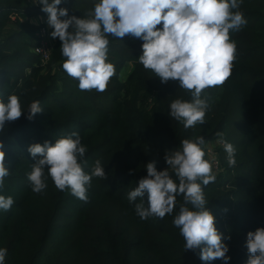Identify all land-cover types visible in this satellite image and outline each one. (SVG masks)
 <instances>
[{
  "label": "trees",
  "instance_id": "1",
  "mask_svg": "<svg viewBox=\"0 0 264 264\" xmlns=\"http://www.w3.org/2000/svg\"><path fill=\"white\" fill-rule=\"evenodd\" d=\"M26 1L0 0V93L5 101L18 95L25 110L0 133L10 172L0 195L14 199L9 211L0 210L5 264H225L202 261L199 249L185 252L172 223L182 195L163 219L141 220L135 212L141 198L128 200L147 176V163L155 160L163 171L166 153L177 150L183 139L203 136L210 145L218 143L217 132L235 147L236 164L229 166L223 146L218 147L216 180L202 185L206 207L229 248L227 264H246L247 233L264 227V0H243L239 11L247 24L230 33L237 45L232 74L224 85L202 93L210 103L206 123L189 129L170 117L169 106L178 98L191 102L190 92L176 81L161 83L144 69L138 62L142 40L109 36L108 62L115 65V75L104 92L81 91L62 68L59 38L53 39L46 62L34 53L41 27L31 20L47 13L34 0L32 5ZM97 2L62 0L58 8L79 18ZM37 100L44 111L29 121L27 109ZM72 132L87 148L85 172L99 159L107 176L93 177L87 203L67 189L59 191L50 177L43 193L36 194L27 179L35 163L28 147L54 144ZM143 200L147 207V193Z\"/></svg>",
  "mask_w": 264,
  "mask_h": 264
},
{
  "label": "clouds",
  "instance_id": "2",
  "mask_svg": "<svg viewBox=\"0 0 264 264\" xmlns=\"http://www.w3.org/2000/svg\"><path fill=\"white\" fill-rule=\"evenodd\" d=\"M34 2L47 13V24L53 29L50 35L61 41L60 51L65 58L62 68L78 81L81 91L104 92L115 75V65L108 62L109 36L122 39L131 35L142 40L138 62L144 69L153 72L161 83L178 82L179 88L191 94V102L178 98L169 106L170 117L181 122L185 129L206 123L210 103L208 97L201 98L202 93L224 85L230 78L237 52L230 33L247 24L239 11L243 0H99L79 18L69 16L67 8H58L62 0ZM161 24L162 28H158ZM27 111V119L31 121L44 110L37 100ZM24 112L18 95L11 94L5 101L0 93V133L5 131L6 122L16 121ZM216 136L227 153L228 165L235 166V147L224 139V133L217 132ZM3 146L0 140V189L10 175ZM28 152L35 163L27 179L36 194L43 193L50 177L59 191L67 189L87 203L93 177L107 179L99 159L90 173L85 172L87 148L78 132L61 136L54 144L34 143ZM164 159L168 168L158 171L155 160L147 163V176L128 194L130 202L138 197L142 200L135 204L136 215L141 220L152 216L163 219L173 213L176 197L182 195L183 203L172 223L185 241V252L199 249L202 261L222 259L227 264L229 248L216 227L214 215L206 207L209 201L203 191V187L216 180L213 170L214 165H219L216 154L199 136L183 139L179 148L167 152ZM145 193L147 207L143 200ZM13 204L11 196L0 195V210L7 212ZM245 246L246 264H264V227L249 231ZM6 255L7 249L0 248V264H5Z\"/></svg>",
  "mask_w": 264,
  "mask_h": 264
},
{
  "label": "built area",
  "instance_id": "3",
  "mask_svg": "<svg viewBox=\"0 0 264 264\" xmlns=\"http://www.w3.org/2000/svg\"><path fill=\"white\" fill-rule=\"evenodd\" d=\"M36 4V3H35ZM38 38V45L34 49V53L41 57V59L46 62L49 58V54L51 51L52 44L49 43L48 37H49V31H47L45 28H41L39 33L36 34ZM215 169H213L215 172H218V166H215Z\"/></svg>",
  "mask_w": 264,
  "mask_h": 264
},
{
  "label": "rangeland",
  "instance_id": "4",
  "mask_svg": "<svg viewBox=\"0 0 264 264\" xmlns=\"http://www.w3.org/2000/svg\"><path fill=\"white\" fill-rule=\"evenodd\" d=\"M27 2H28V3H27ZM49 3H51V1H49ZM26 4H27V5H32V4H31V0L26 1ZM31 22H32L33 24H35V25H37V26H40L41 28H45L47 31H49V25L47 24V18H46V17L41 16V17H38V18H35V19L31 20ZM129 70H130V67H128V68L126 69V73H125V75L127 74V72H128ZM125 75H122V77H124ZM208 146H209V145H208ZM221 146H223V145L220 144V143H214V144H212V145L210 144V146H209V147L212 148V151L216 154L218 160H219V150H218V147H221ZM213 169H215V167H214ZM214 173L216 174L215 171H214Z\"/></svg>",
  "mask_w": 264,
  "mask_h": 264
},
{
  "label": "crops",
  "instance_id": "5",
  "mask_svg": "<svg viewBox=\"0 0 264 264\" xmlns=\"http://www.w3.org/2000/svg\"><path fill=\"white\" fill-rule=\"evenodd\" d=\"M53 31V29L49 26V37H48V41L49 43L53 42V38L51 37L50 33ZM212 145V144H211ZM210 146V145H209Z\"/></svg>",
  "mask_w": 264,
  "mask_h": 264
}]
</instances>
